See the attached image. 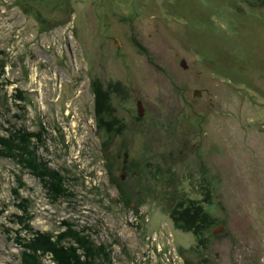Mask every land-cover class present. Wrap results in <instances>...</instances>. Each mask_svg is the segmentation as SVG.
Returning <instances> with one entry per match:
<instances>
[{"label":"rangeland","instance_id":"1","mask_svg":"<svg viewBox=\"0 0 264 264\" xmlns=\"http://www.w3.org/2000/svg\"><path fill=\"white\" fill-rule=\"evenodd\" d=\"M1 70L0 133L8 119L45 126L38 154L72 195L51 202L38 177L0 157V264L21 250L6 227L31 235L15 217L20 198L34 230L69 219L114 264H264V0H0ZM94 81L128 94L111 103L123 133L99 131V117L113 121L96 112ZM126 154L139 174L122 181ZM173 194L210 196L216 223L202 236L177 227Z\"/></svg>","mask_w":264,"mask_h":264},{"label":"trees","instance_id":"2","mask_svg":"<svg viewBox=\"0 0 264 264\" xmlns=\"http://www.w3.org/2000/svg\"><path fill=\"white\" fill-rule=\"evenodd\" d=\"M3 71H0V77ZM109 85V88L118 86L116 89L119 91V85L114 83H109ZM105 86H100L97 82H93L97 101L96 112L99 116L106 114L112 118L113 122L107 123L101 118L99 120L100 123H98V129L99 131L106 130L110 133L121 134L125 126L121 124L117 125L118 127L116 126L118 121L111 104L112 95L110 90H106ZM6 96V94H0V112L3 107L2 103L7 99ZM12 97L14 104L20 110H24V91L18 88L12 94ZM7 122L9 123V127L5 128L7 134L0 133V157L16 160L22 168L27 169L31 174L38 177L51 202H58L62 198L72 195L71 190L67 186V177L60 170L51 167L49 161L38 154V150L45 143V126H41L40 131H30L23 125L17 127L10 119ZM108 167L109 170L113 169L110 163H108ZM206 181L207 183H203L202 189L209 193L210 181ZM116 184L120 188L123 200L129 205L132 200L130 192L118 182ZM24 186L25 183L19 175L18 185L14 189L16 197L20 198V189ZM209 195L211 194L209 193ZM185 200L187 199L182 200L179 194H173L170 198L171 217L177 227L191 230L194 234L202 236L216 223V218L209 212L208 208L209 206L214 207L215 202L213 200V202L210 201V196H207L204 204L201 205L193 201L186 203L184 202ZM17 206L23 211L20 215H15L21 224V229L31 233V236L27 238L20 235L21 230L17 231L16 239L23 247L18 264H46L45 258L48 256L52 257V261L55 264H114L111 249L106 244L95 242L89 233H86L84 229L78 228L69 219L62 221L63 229L58 233L34 230L29 220V199L20 198ZM7 230L12 231L10 228H7Z\"/></svg>","mask_w":264,"mask_h":264},{"label":"flooded vegetation","instance_id":"3","mask_svg":"<svg viewBox=\"0 0 264 264\" xmlns=\"http://www.w3.org/2000/svg\"><path fill=\"white\" fill-rule=\"evenodd\" d=\"M122 88V87H121ZM120 89V88H119ZM108 90H110V92H111V95H112V99L115 97V95L119 98V99H121L122 97H128V94H125L124 93V89L122 88V89H120L119 91L116 89V88H108ZM137 102H138V114H139V105H140V103H141V106H142V110H143V115H139L140 116V118H142L143 116H144V105H143V103H142V101L140 100V99H138L137 98ZM118 117V116H117ZM101 118L99 117V120H100ZM109 132V131H108ZM113 139V138H112ZM112 139H108L109 141H111ZM181 152H182V150H181ZM126 156V158L128 157V154H126L125 155ZM108 157V156H107ZM113 158L114 159H111V161H112V163L114 164H116V162H117V160H118V156H116V155H113ZM117 158V159H116ZM107 160H109L108 158H107ZM111 161L109 160L108 162L111 164V165H113L112 163H111ZM131 166H133L131 163H129L128 162V158L127 159H125V161L123 162V164H118V162H117V166H116V169H117V174L119 173L120 174V176H121V179H122V181L123 180H125L126 178H127V176H128V170H132V173H131V175L132 176H138L137 174H139V171L138 170H136V169H131ZM107 167H108V165H107ZM121 170V171H120ZM118 174V175H119ZM129 191H131V192H133L134 194H136L137 193V189H136V186H132V187H130V189H129ZM139 193V192H138Z\"/></svg>","mask_w":264,"mask_h":264},{"label":"water","instance_id":"4","mask_svg":"<svg viewBox=\"0 0 264 264\" xmlns=\"http://www.w3.org/2000/svg\"><path fill=\"white\" fill-rule=\"evenodd\" d=\"M115 41H118L117 39L115 40ZM184 66H186L185 65V63H184ZM196 93V92H195ZM139 115H143V110H142V106H141V103H140V105H139ZM221 229H222V227H220ZM218 230V229H217ZM216 232V231H215Z\"/></svg>","mask_w":264,"mask_h":264}]
</instances>
